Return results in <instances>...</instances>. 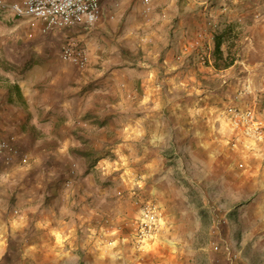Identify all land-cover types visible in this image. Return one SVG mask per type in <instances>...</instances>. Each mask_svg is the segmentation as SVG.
<instances>
[{"label": "crops", "instance_id": "crops-1", "mask_svg": "<svg viewBox=\"0 0 264 264\" xmlns=\"http://www.w3.org/2000/svg\"><path fill=\"white\" fill-rule=\"evenodd\" d=\"M229 25L241 49L215 66ZM230 105L264 113V0H100L95 23L47 31L0 6V135L27 156L0 154V264H217L202 198L242 235L245 264H264V142L247 149L255 178L245 158L238 184L182 181L201 169L198 140L224 135ZM143 198L163 222L139 249Z\"/></svg>", "mask_w": 264, "mask_h": 264}, {"label": "built area", "instance_id": "built-area-1", "mask_svg": "<svg viewBox=\"0 0 264 264\" xmlns=\"http://www.w3.org/2000/svg\"><path fill=\"white\" fill-rule=\"evenodd\" d=\"M153 1L142 0L147 7ZM0 6H8L18 15H29L42 21L43 31L53 27L74 25L77 23L93 24L100 16V0H0ZM61 56L71 63L86 67L88 56L84 49L71 44H64ZM229 123L244 137L255 139L264 138V115H259L255 105L248 108L232 105L228 107ZM234 144V143H233ZM0 154L5 163H11L17 156L22 161L27 160L26 154L19 150L0 135ZM68 180L67 183H69ZM140 216L134 223L135 245L141 249L148 243V239L161 227L162 212L158 204L150 198H143L139 205ZM224 221V220H223ZM216 223L211 228V233L218 238L210 242V246L217 253V264H245L241 258V251L231 247L229 241L219 232ZM3 231L0 225V242Z\"/></svg>", "mask_w": 264, "mask_h": 264}, {"label": "rangeland", "instance_id": "rangeland-1", "mask_svg": "<svg viewBox=\"0 0 264 264\" xmlns=\"http://www.w3.org/2000/svg\"><path fill=\"white\" fill-rule=\"evenodd\" d=\"M240 33H241V29H240L239 25L236 27L235 26L231 27V33L229 35V39H231V41L234 40L233 46L231 48V52H233L234 54H236V52H238L239 49H241V45H242L241 38L242 37H241ZM223 47H225V46H223ZM215 97H217V96H215ZM215 99L218 100L219 98L217 97ZM230 106H232V105H230ZM228 107L226 108V111L223 109L224 110L223 117H225V121H226V123H224V125L227 128V130H225L224 135L218 136V134L216 132L214 138H210V140L208 139V141H207V139H203V138L198 140L199 145H197L196 148L201 151L199 154H197L198 155L197 157L200 158L199 161L201 162V164H198V165L201 167V169L199 171H196V172L195 171L190 172V171L186 170L185 173L184 172L182 173L184 176L182 178L183 182L190 183L192 181V183H193L194 180L196 181V182H194L193 187L190 186V188H192V190L197 189L198 186L200 187V189L201 188L203 189L204 186H201V185H203L202 179H205L206 177H212V178L215 177L216 178L219 176L218 178H222V179H224L223 177H225L227 179L230 178L232 180V182L234 180H237L236 184H238L239 183L238 181H239L241 174L246 175L245 172H242L241 166H240L241 160H244L245 158H248V162L250 164H252V169L249 170L248 177H252V178L254 177L255 178L257 176V173H256L257 170L255 169L256 167L254 164V162H255L254 157L255 156L248 154L247 149L249 150L251 147H252L251 149H253V147H255L257 145H261V142L262 141L264 142V138L263 139H255L252 137H244L235 128H233L230 124H228V122H227L229 119ZM255 109L259 115H264L263 111H258L256 107H255ZM224 163L227 164L229 167L225 171L223 169ZM249 166H251V165H249ZM240 172H241V174H240ZM260 173L261 172L258 171V175ZM222 175H224V176H222ZM262 176H264V172H263ZM198 180H200V182H198ZM194 197L196 198V196H194ZM199 197L201 198L203 196L200 195ZM202 199H203V201H206V202L210 201V203H209L210 205H208L209 206L208 211L211 214L213 213L210 224L214 225L216 223V225L219 227L218 233H220L222 236H224L229 241V244L231 245L232 248H234L236 250H240L241 256H243V257L246 256L244 251L241 250V245H240L242 235L239 233L237 234L236 232H231V230L229 229L230 219L228 222V219L226 218L225 213H223L222 206L217 207V206H215L216 204L213 203L211 200H207V198H202ZM201 204H204V202H202ZM202 209H204V208H202ZM248 221H249V223L252 222V225L255 224V219H248ZM231 222H233V220H231ZM216 238H218V235L213 234L212 240L216 239ZM216 257H217V253H215V259H216ZM248 260H249V258H248Z\"/></svg>", "mask_w": 264, "mask_h": 264}, {"label": "trees", "instance_id": "trees-1", "mask_svg": "<svg viewBox=\"0 0 264 264\" xmlns=\"http://www.w3.org/2000/svg\"><path fill=\"white\" fill-rule=\"evenodd\" d=\"M231 27L228 26L225 32H222L216 36L215 46L213 54L215 55V66H228L235 60V54L231 52L233 41L229 39L231 33ZM222 46H225L226 53H223Z\"/></svg>", "mask_w": 264, "mask_h": 264}]
</instances>
